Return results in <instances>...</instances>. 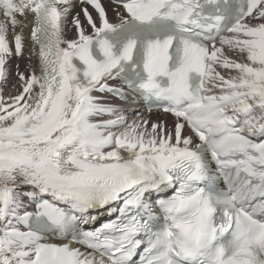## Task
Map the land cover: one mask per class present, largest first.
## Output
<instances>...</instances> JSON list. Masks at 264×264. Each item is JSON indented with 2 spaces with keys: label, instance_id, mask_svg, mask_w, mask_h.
Returning <instances> with one entry per match:
<instances>
[{
  "label": "snow or ice",
  "instance_id": "obj_1",
  "mask_svg": "<svg viewBox=\"0 0 264 264\" xmlns=\"http://www.w3.org/2000/svg\"><path fill=\"white\" fill-rule=\"evenodd\" d=\"M0 264H264V0H0Z\"/></svg>",
  "mask_w": 264,
  "mask_h": 264
},
{
  "label": "bare ground",
  "instance_id": "obj_2",
  "mask_svg": "<svg viewBox=\"0 0 264 264\" xmlns=\"http://www.w3.org/2000/svg\"><path fill=\"white\" fill-rule=\"evenodd\" d=\"M74 11H77L78 12L79 11V7H76ZM29 34H30V29H28V30L25 31V35L26 36L29 35ZM21 71H23V64H21ZM13 83H14V78L13 77H10L9 82H8V86L4 90V96L5 97H7L9 94H11V95L18 94V92L16 91V89L12 87ZM157 115H158L157 113H153L151 118L153 120H155L156 117H157ZM129 118H132V116H129ZM103 215H107V213H101V217Z\"/></svg>",
  "mask_w": 264,
  "mask_h": 264
}]
</instances>
